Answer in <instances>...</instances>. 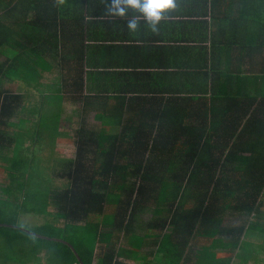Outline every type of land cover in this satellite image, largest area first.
Returning <instances> with one entry per match:
<instances>
[{
    "label": "trees",
    "instance_id": "16d2710c",
    "mask_svg": "<svg viewBox=\"0 0 264 264\" xmlns=\"http://www.w3.org/2000/svg\"><path fill=\"white\" fill-rule=\"evenodd\" d=\"M209 1L214 8L225 4L228 19L237 26H227L232 31L227 32L223 53L215 59L238 73L230 74L232 71L228 70L221 82L215 74L217 68L212 67L213 86L209 90L198 92L194 97L178 95L169 98L167 104H177L164 110L172 122L151 126L122 124L127 138L124 152L120 150L123 135L108 134L103 128L105 122L101 126L84 123V105L101 94L83 91L82 54L79 57L72 54L71 69L77 78L67 82L68 76L62 77V85L55 87V84L56 89H53L55 82L43 90L39 87L42 86V72L49 69L50 52L55 57L52 48L59 43L57 39L55 43L51 40L57 37L62 26L77 22L75 13L96 8L97 4L101 3L105 10L109 1L65 0L58 5L55 0H0V54H5L0 62V78L5 74L8 80L15 78L27 85L24 91H20L21 88L14 91L4 88L0 79L1 160L15 162V166L31 163L27 156L29 148L24 150L19 145L18 148L13 146L12 139L3 134L10 124L9 119L24 110L20 102L25 100L30 88L37 91L33 90V93H44L48 99L54 90L60 102L70 97L83 103L81 120L75 130L76 152L74 158L66 162L68 168L62 174L67 181L61 188L50 190L49 200L45 201L42 210L50 203L62 217L63 226L46 225L34 231L68 241L83 264H113L114 244H109L107 232L100 230L99 224L91 220V216L104 212L112 198L117 199L118 211L128 210L132 197L136 199L138 196L174 199L173 212H183L191 204L192 219L196 217L200 226L207 222L209 235L221 231L232 245L248 243L242 238L250 235L258 239L259 244H264V72L259 75V87L251 93L247 89L244 68L251 63L253 55L260 50L262 56L264 51V0ZM240 18L247 22L244 29L234 22ZM66 54L70 56L68 52ZM67 62L69 60L65 61L66 65ZM251 100L254 101L253 110L247 107ZM255 101L259 102L258 106ZM189 102L195 108L193 122H185L183 118L184 111L185 114L188 112L185 105ZM52 106L53 102L48 100L47 107L42 106L39 113L45 109L49 113ZM101 116H106V110ZM50 117L54 123L46 122L42 128L33 126L31 139L38 132L41 136L50 132L54 134L58 119ZM147 129L153 130L155 135L140 139L149 131ZM16 135L19 136V132ZM117 142L121 144L110 149ZM4 150L11 153H4ZM159 150L161 152L156 153ZM138 166L141 170L137 173ZM24 186V183L17 184V191L20 193ZM227 212H240V222L220 227ZM82 224L90 229L91 236L72 238L77 226ZM0 227L37 239L39 248L42 243L48 250L52 249L63 264H79L74 250L62 241L39 237L15 227ZM203 228L199 227L197 233ZM94 247L98 249L96 256Z\"/></svg>",
    "mask_w": 264,
    "mask_h": 264
},
{
    "label": "crops",
    "instance_id": "0c3cea01",
    "mask_svg": "<svg viewBox=\"0 0 264 264\" xmlns=\"http://www.w3.org/2000/svg\"><path fill=\"white\" fill-rule=\"evenodd\" d=\"M107 1L111 3V0ZM216 6L218 7L214 8L209 0H177L176 9L166 14L167 18L161 21L158 34L152 33L143 21L138 32L130 33L126 28V21L116 17L110 18L101 3L97 4L96 8H89L81 14L75 13L78 16L77 22H70L68 27L62 26L57 37L51 40L55 43L57 39L59 43L57 47L52 48L55 57L50 52L47 60L49 69L42 72V86L39 87L42 90L46 89V85L51 84L50 79L55 76L56 87L62 85L60 81L64 76H68L67 82L71 78H77L71 69L72 54L76 53L78 57L82 54L83 91L101 94L98 98H91L90 104L84 105V123L101 126L105 122L106 125L103 128L108 134L124 136L120 150L125 152L127 138L122 124L151 126L172 122L164 110L165 107L171 108V105L177 106V104L173 102L167 104L169 98L178 95L194 97L198 92L209 90L213 86L212 67L217 68L215 74L221 82L224 73H229L228 70L232 71L230 74L238 73L229 66L221 65L215 59L223 53L224 37L227 32L232 31V27H237L228 19L226 5ZM132 15V12L128 13L129 18ZM234 22L240 29H244L247 24L245 18L234 20ZM259 51L252 56L251 63L244 67L247 89L251 93L259 87V75L261 71L264 72V66H261V60L264 64V51L262 56ZM67 52L70 54L69 57ZM66 60H69L68 65L65 64ZM21 85L25 86L24 83ZM34 92L37 91L34 90ZM22 102L20 103L24 110L17 117L10 118L9 126L5 128V132L3 131L5 137L12 141L15 140L12 134L15 131V124H20L22 120L35 123L40 118L38 111L36 113L25 109ZM61 102L64 110L68 105L75 104L72 111L76 116L73 127L60 130V127L56 126V129H59L66 137L63 140H55L52 145L46 143L40 132L32 139L31 137L28 139L32 142L41 139L39 149L32 147L38 154L42 152L41 150L46 153L49 152L48 149L51 151L50 166L52 163H60L64 157L62 155H68L72 151L75 155L76 152L75 130L81 120L80 112L83 111V103L80 99L73 100L70 97ZM258 103L255 101L256 106ZM192 105L191 102L185 105L188 109L187 114L185 111L183 114L185 122H193L192 115L195 108ZM247 107L253 110L254 101H249ZM104 110H106V116H101ZM95 112H98L96 116ZM61 126L64 125L61 124ZM9 128L11 133L7 132ZM146 135L154 136L155 132L149 130L142 134L140 139H144ZM121 143L117 142L110 149H116ZM27 147L29 148L25 142L23 149L26 150ZM33 151L31 150L32 153ZM158 152L161 151L156 153ZM58 153L62 155H57ZM24 184V189L20 192L23 202L29 201L28 197H23L28 186H30L29 189L35 187L29 179ZM38 185L47 189L46 184L37 183ZM50 188L52 190L56 187ZM132 198L135 199V197ZM140 198L142 205L131 203L128 210H113L116 215L114 225L118 223L119 235H115L109 227L100 228L107 232L109 244L117 238V243L114 245L113 264H264V244H259L255 237L245 235L246 237L242 239L249 241L248 243L239 242L238 245H232L221 231H215L209 235L207 222L204 221L205 225L200 226L201 223L198 219L195 220L196 217L192 219L194 212L190 208L191 204L183 212H173L176 206L173 203L174 199L150 197L151 200L146 196ZM47 204L44 211L47 214L55 212V209L51 210L50 203ZM36 206L38 205L23 206L22 204L17 212L18 214L21 211L27 214L43 212ZM25 208H28V211H24ZM136 209L137 212H135ZM238 214L241 213H225L219 226L229 227L239 223ZM199 227H204L200 231L202 233H197ZM129 232L132 236L139 237L136 242L137 251L140 250L141 253L139 257L132 258L130 254L126 257L123 255L124 252L118 251L121 235ZM94 249L96 256L98 249L97 247ZM242 251H244V260L239 263L234 262L235 257ZM4 260H1L2 264Z\"/></svg>",
    "mask_w": 264,
    "mask_h": 264
},
{
    "label": "rangeland",
    "instance_id": "374dc122",
    "mask_svg": "<svg viewBox=\"0 0 264 264\" xmlns=\"http://www.w3.org/2000/svg\"><path fill=\"white\" fill-rule=\"evenodd\" d=\"M4 57L5 54H0V62L3 61ZM3 71H1L2 74H4ZM5 76L7 77V75L4 74L2 75V78H0L4 88H12L14 91L18 88H21L20 91L27 89L26 85L21 87V83L17 82L15 78L8 77V80ZM55 80L56 76L51 78L49 82H55ZM50 85H52V83ZM54 85L55 83H53V89H56L54 88ZM50 96L51 97L48 99V97H45L44 93L36 95L33 93L32 88H30V92L27 93V97L23 102L25 109L33 112L35 111L36 113L38 111L39 113L42 106L45 108L47 107L48 100L53 102V106L49 113H46V109L39 113L40 118H38V121L35 123L30 122V120H22L20 124H15V131L12 132V134L15 136V140L13 141L15 147L18 148L19 145V147L23 149V144L26 142L27 146H29L32 151V147L39 149L41 139H36L34 142L31 140L29 141L28 139L31 137L32 129H35L33 126L42 128L45 126L46 122L54 123V120L50 116L56 117L58 119L56 126L60 127V130L70 129V126L73 127L76 116H74L72 111L75 104L68 105L67 109L64 110L63 105L57 99L58 93L53 90ZM63 110L64 114H62ZM61 124L64 126H61ZM60 130H56L54 134L51 132L47 134L44 133L43 137L45 138V141L48 145H52L55 140H63L66 137ZM7 132L11 133L10 128L7 130ZM17 132H19V136L16 135ZM35 143H37V145H35ZM31 150L27 155L31 159V163L27 164V166H15V162L2 161L0 158V223L10 224L8 222H11L14 223L11 225L25 228L29 231H36L40 227L46 225L62 227L63 219L56 212L47 214L44 211H36L34 213L27 214L21 211V213L18 214L17 211L22 207V204H26V206L36 204L38 205L36 207H39L43 210V204H45L47 199L49 200L48 193L50 192V187H62L66 183L67 178H65V176L62 174L64 170L68 168V166L65 165L66 162L74 158V151L69 152L68 155H62L61 153H58L57 155L64 156L62 161H60V163H54L52 166H50V158L52 153L49 149L48 153L41 150L42 152L39 154L36 152V150L33 151V153ZM3 152L11 153L8 152V150H4ZM140 170L141 167L138 166L137 173ZM27 177H29V181L33 183L35 187L29 189L30 186H28L26 190V197H28L27 200L29 201L23 202L20 198L21 194L17 191L16 185L19 183L23 184L26 181L25 178ZM37 183L46 184L47 189L41 185L37 186ZM116 200L112 198L101 215H93L94 217L92 222L98 223L99 228L109 227L112 231H114L115 235H119L120 230L117 226L118 223L114 225L116 215L115 211L113 210H115L117 206V204H114ZM132 203H135L136 205H142L141 198L138 196L136 199H133ZM51 210L54 211V208L52 207ZM135 212H137V209ZM258 225L261 226V223H258ZM87 235L91 236L90 229L82 224L77 226L76 230L72 234V238L77 240ZM137 238L139 237L132 236L131 232L121 235V241H119L120 245L118 248L119 253L124 252L123 255L126 257L129 254L132 258L137 256L139 257L141 253L140 250L137 251ZM126 239H128L127 243H125ZM116 243L117 238L114 239L112 244L115 245ZM38 244L39 241L37 239L26 237L16 230L0 227V262L2 259H5L3 264H63V262L60 261L52 249L48 250V248L44 247L42 243L39 248L38 246L40 244ZM242 252L239 256L235 257L234 262L239 263L244 260V251Z\"/></svg>",
    "mask_w": 264,
    "mask_h": 264
},
{
    "label": "clouds",
    "instance_id": "9594fccd",
    "mask_svg": "<svg viewBox=\"0 0 264 264\" xmlns=\"http://www.w3.org/2000/svg\"><path fill=\"white\" fill-rule=\"evenodd\" d=\"M63 4L65 0H55ZM177 7V0H111L106 8V14L126 21V28L130 33L140 30L141 22L154 34L159 33V25L167 18L168 13ZM133 15L129 18L128 13Z\"/></svg>",
    "mask_w": 264,
    "mask_h": 264
},
{
    "label": "water",
    "instance_id": "95a60500",
    "mask_svg": "<svg viewBox=\"0 0 264 264\" xmlns=\"http://www.w3.org/2000/svg\"><path fill=\"white\" fill-rule=\"evenodd\" d=\"M0 226H10V227H15V228H19V229L25 230V231H27L28 233H30V234H34V235L39 236V237L48 238V239H49V238H52V239H55V240H59V241H62V242H64V243H66L67 245H69V246L71 247L72 250H74V248L70 245V243H69L68 241H65V240L60 239V238L49 237V236H46V235H41V234L35 233V232H33V231H29V230H27V229H25V228H20V227H18V226L11 225V224L0 223ZM74 252H75V255H76V258H77L79 264H83V262L81 261L80 257L78 256V254L76 253L75 250H74Z\"/></svg>",
    "mask_w": 264,
    "mask_h": 264
}]
</instances>
